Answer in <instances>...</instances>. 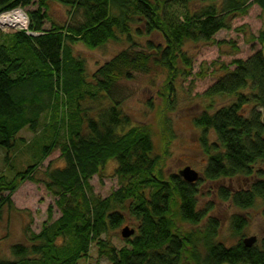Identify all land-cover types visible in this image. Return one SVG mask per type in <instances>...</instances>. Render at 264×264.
<instances>
[{
	"label": "trees",
	"instance_id": "obj_1",
	"mask_svg": "<svg viewBox=\"0 0 264 264\" xmlns=\"http://www.w3.org/2000/svg\"><path fill=\"white\" fill-rule=\"evenodd\" d=\"M50 2L72 8L82 21L52 24L46 31ZM253 4L264 13V0H0V14L24 10L29 31L36 34L0 32V151L5 161L14 160L12 154L22 142L20 132L35 136L43 114L49 118V134L38 148L37 163L11 179L0 176V213L4 206L13 207L11 196L26 182L42 185L61 212L48 226L50 207L48 222L32 235L31 245L11 247L15 260L0 259V264H78L87 258L92 244L104 250L100 254L110 264H264V239L251 248L242 242L249 224L247 211L258 199L264 201L263 51L246 61H233L234 70L224 68L204 93L205 98L233 101L214 113L206 107L193 119L207 158L202 180L193 184L179 173L165 176L169 145L165 130L160 132V154L155 153L147 125L117 132L129 118L122 116L120 101L114 100L120 81L160 68L166 73L164 99L171 105L175 81L191 76L192 63L183 47L215 43L214 37L230 30L234 18L247 15ZM198 5L201 8L192 10ZM134 25L140 27L134 31L138 36L161 35L164 48L148 43L145 52L136 50ZM123 38L131 47L95 72L96 93H86L91 99L101 93L113 105L99 118L84 121L77 102L83 99L81 88L87 86L85 63L74 57L72 48L82 44L95 51ZM255 40L264 46V29ZM67 102L76 105L68 112L63 110ZM210 133L216 139L213 143ZM57 149L64 167L47 173L45 180L37 179V167ZM110 161L116 163L119 188L104 200L94 198L90 181ZM235 178L245 180L246 189L234 193L220 189L219 194L244 215L231 217V230L239 242L227 248L218 240L219 222L209 216L212 204L200 207L198 184ZM128 218L137 223V231L124 239L125 247L116 250L100 239Z\"/></svg>",
	"mask_w": 264,
	"mask_h": 264
},
{
	"label": "rangeland",
	"instance_id": "obj_2",
	"mask_svg": "<svg viewBox=\"0 0 264 264\" xmlns=\"http://www.w3.org/2000/svg\"><path fill=\"white\" fill-rule=\"evenodd\" d=\"M221 1L218 0V3ZM198 8H201L200 5L193 7L192 10ZM48 17L49 21L45 26L48 32L52 29V24L74 25L82 21L80 13L75 14L72 8L59 2H50ZM138 29H140L138 25L132 26V41L136 50L145 52L148 43L156 48H164V40L161 35L154 33L151 36H138L134 33ZM263 29L264 13L253 4L247 15L234 18L230 30L221 31L214 37L215 43L185 45L182 51L191 60V76L185 79L181 77L175 81V92L171 105H168L164 99L166 73L163 69L159 68L151 74L133 73L131 81H120L114 100L120 101L119 109L122 116L129 118V123L117 128V132L123 134L131 128L147 125L152 133L155 153L160 154L162 146L160 132L162 129L165 130L169 142L164 165L165 176L177 175L184 168L190 167L198 173L199 179L202 180L207 158L199 143L201 131L193 125V119L206 107H210V113H214L233 101V98L229 97L211 99L205 98L203 95L224 74V68L229 71L234 70L233 61H246L259 51H263L264 55V46L255 40ZM13 33L15 31L11 30L6 34ZM1 42L2 40H0ZM7 43L9 42L7 41ZM130 47V43L123 38L120 43L110 42L95 51L88 50L82 44H77L72 48L74 57L85 63L83 74L87 86L81 88L80 94L83 99L77 102L81 111L80 117L84 121L87 118H99V115L113 105L101 93H98L94 99L86 95L88 92L96 93L93 87L95 72ZM30 54L33 57L31 52ZM63 99L65 103L66 99L64 97ZM75 106V104L67 102L63 110L66 108L68 112V108ZM40 123L35 136L26 130L20 132L19 137L22 142L12 154L14 160L10 159V162H6L5 153L0 151V176L4 175L11 179L16 172L22 171L29 164L37 163L38 148L46 143L49 134L47 130L49 118L46 113L43 114ZM82 129H86L85 124L82 125ZM215 140L214 135L210 133L209 141L213 143ZM63 167L61 152L57 149L37 167L35 177L45 180L47 173ZM115 168V161H110L103 166L99 175L92 178L90 187L94 198L104 200L118 190L119 184L114 173ZM262 168L264 169V164ZM245 184V180L241 178L221 180L215 183L201 181L198 184L200 207L212 204L214 210L209 216L219 222L218 240L227 248H231L239 242L231 230V217L233 215L244 217V215L229 201L220 199V189L234 193L246 189ZM11 202L13 207L4 206L0 213V259L13 261L15 258L10 253L11 247L15 245L29 247L31 245L32 235L39 234L44 224L48 222V209L52 208V219L47 224L48 226L61 217V212L56 207L55 200L42 185L29 182L24 183L11 196ZM263 213L264 201L258 199L254 207L247 211L246 218L249 220V224L244 231L243 238L256 237V243L264 239ZM124 228L137 231V223L128 218L121 228L108 230L100 239L112 248L120 250L126 246L121 236ZM103 251L96 244H92L87 258L78 264H110L107 258L100 254Z\"/></svg>",
	"mask_w": 264,
	"mask_h": 264
},
{
	"label": "built area",
	"instance_id": "obj_3",
	"mask_svg": "<svg viewBox=\"0 0 264 264\" xmlns=\"http://www.w3.org/2000/svg\"><path fill=\"white\" fill-rule=\"evenodd\" d=\"M19 31L28 36H36L29 31V18L22 9H13L0 14V32Z\"/></svg>",
	"mask_w": 264,
	"mask_h": 264
},
{
	"label": "water",
	"instance_id": "obj_4",
	"mask_svg": "<svg viewBox=\"0 0 264 264\" xmlns=\"http://www.w3.org/2000/svg\"><path fill=\"white\" fill-rule=\"evenodd\" d=\"M179 176L186 183L193 184L196 183L199 179V175L197 172L192 170L190 167H186L179 172ZM264 215V213H263ZM134 230H130L129 228H124L121 232V236L123 239H128L133 236ZM256 237L245 238L243 240V244L246 248H251L256 243Z\"/></svg>",
	"mask_w": 264,
	"mask_h": 264
}]
</instances>
